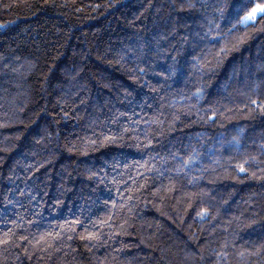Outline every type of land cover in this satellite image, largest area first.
Returning <instances> with one entry per match:
<instances>
[{"label": "trees", "instance_id": "trees-1", "mask_svg": "<svg viewBox=\"0 0 264 264\" xmlns=\"http://www.w3.org/2000/svg\"><path fill=\"white\" fill-rule=\"evenodd\" d=\"M264 0H0V264H264Z\"/></svg>", "mask_w": 264, "mask_h": 264}, {"label": "snow or ice", "instance_id": "snow-or-ice-1", "mask_svg": "<svg viewBox=\"0 0 264 264\" xmlns=\"http://www.w3.org/2000/svg\"><path fill=\"white\" fill-rule=\"evenodd\" d=\"M257 13H259L260 19L264 21V6L257 5L255 8H253L251 13L244 16L243 20L240 21V23L243 25H248L250 23H253L257 17Z\"/></svg>", "mask_w": 264, "mask_h": 264}, {"label": "rangeland", "instance_id": "rangeland-1", "mask_svg": "<svg viewBox=\"0 0 264 264\" xmlns=\"http://www.w3.org/2000/svg\"><path fill=\"white\" fill-rule=\"evenodd\" d=\"M261 6H264V4L261 5ZM250 13H251V12H250ZM248 14H249V13H248ZM248 14H247V15H248ZM245 16H246V15H245ZM257 17H259V13H257ZM257 17H256V19H257ZM256 19H255V20H256Z\"/></svg>", "mask_w": 264, "mask_h": 264}]
</instances>
